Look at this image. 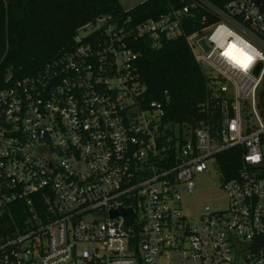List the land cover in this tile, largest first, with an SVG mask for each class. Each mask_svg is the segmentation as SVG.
<instances>
[{
  "label": "built area",
  "instance_id": "built-area-1",
  "mask_svg": "<svg viewBox=\"0 0 264 264\" xmlns=\"http://www.w3.org/2000/svg\"><path fill=\"white\" fill-rule=\"evenodd\" d=\"M195 20L203 27L186 35ZM181 37L211 94L192 125L146 101L130 45ZM9 80L0 264H264V0H190L136 25L103 17L41 73ZM211 162L227 208L186 212ZM119 209L131 211L129 226Z\"/></svg>",
  "mask_w": 264,
  "mask_h": 264
},
{
  "label": "trees",
  "instance_id": "trees-1",
  "mask_svg": "<svg viewBox=\"0 0 264 264\" xmlns=\"http://www.w3.org/2000/svg\"><path fill=\"white\" fill-rule=\"evenodd\" d=\"M208 1L221 6L230 0ZM189 3L190 0H145L124 11L118 0H0V89L8 79L11 82L41 73L72 49L78 29L100 18H129L136 25ZM198 10L199 15L204 13ZM202 27L195 20L184 31L190 35ZM130 45L138 55L136 65L145 85L146 101L162 102L175 124L192 125L202 118L199 106L211 94L185 39L165 41L159 49H153L147 39L134 40ZM237 162L238 154L233 159L235 169ZM219 164L226 172L223 159ZM10 227L7 218L0 216V240L10 233Z\"/></svg>",
  "mask_w": 264,
  "mask_h": 264
},
{
  "label": "rangeland",
  "instance_id": "rangeland-1",
  "mask_svg": "<svg viewBox=\"0 0 264 264\" xmlns=\"http://www.w3.org/2000/svg\"><path fill=\"white\" fill-rule=\"evenodd\" d=\"M144 1L145 0H118L124 11L131 9ZM89 31L90 28L87 27L85 30L80 32V35L83 36ZM203 36H206V34L202 33L198 36V38ZM262 88H264V85ZM261 91H263V89H261ZM261 100L264 103V94H262ZM195 184V190L183 199V206L186 212H192L198 206H209L211 209L217 211L227 208V196L221 188V176L216 170L213 162L208 164L207 171L196 176Z\"/></svg>",
  "mask_w": 264,
  "mask_h": 264
},
{
  "label": "water",
  "instance_id": "water-1",
  "mask_svg": "<svg viewBox=\"0 0 264 264\" xmlns=\"http://www.w3.org/2000/svg\"><path fill=\"white\" fill-rule=\"evenodd\" d=\"M199 45L202 47V49L204 51H208V47L205 43V39H200L199 40ZM259 72V67L254 71V74L257 75ZM118 215H123L126 219V222H125V227L129 226L131 223H132V214H131V211L130 210H122V209H119L118 211L116 212H113V216L116 217Z\"/></svg>",
  "mask_w": 264,
  "mask_h": 264
}]
</instances>
